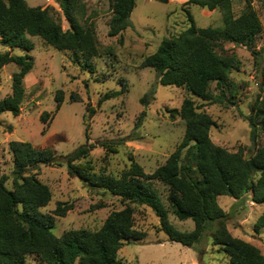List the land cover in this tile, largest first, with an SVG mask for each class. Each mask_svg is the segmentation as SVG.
I'll return each mask as SVG.
<instances>
[{
    "label": "trees",
    "instance_id": "1",
    "mask_svg": "<svg viewBox=\"0 0 264 264\" xmlns=\"http://www.w3.org/2000/svg\"><path fill=\"white\" fill-rule=\"evenodd\" d=\"M53 1L59 5L69 29H63L62 19L52 7H30L26 0H0V43L10 49L31 52L35 47L31 38H40L57 51L70 52L78 66H86L93 72L88 62L102 54L96 23L86 16L81 0ZM156 1L168 4L170 0ZM245 1L246 8L240 16H235L233 0H188V4L202 9L221 10L223 25L197 27L188 13L189 28L165 38L157 51L142 63L143 68L156 72L160 84L184 89L189 95L179 110L171 111L172 118L176 114L184 122L185 134L164 165L150 174L137 163L120 176L106 171L97 173L88 161L91 151L102 147L107 154H116L121 143L114 141L85 144L67 157L71 175L122 200L124 208L112 212L98 231L70 230L57 236L53 232L57 218L66 217L73 205L59 202L53 212L42 211L52 203L53 194L38 175L42 165L50 164L52 151L37 150L30 143L10 144L15 170L12 189L7 187L9 177L0 178V264H26V258L31 255L37 256L43 264H128L119 258V252L132 241H142L146 237L135 227L133 206L152 209L160 219V232L171 242L191 248L200 242L208 228L219 223L212 236L213 244L228 256V264H264L259 248L230 233L226 225L228 215L218 203L222 196L244 202L245 196L251 193L253 202L264 204V147L255 150L247 159L248 155L242 151L233 153L216 145L211 139V129L216 122L194 100L224 103L226 90L231 99L235 97L231 74L239 69L240 61L225 44L245 46L258 56L254 45L263 33V24L252 0ZM136 7L137 0L112 1L109 37L120 36L122 43L123 33L133 28L131 15ZM10 64L19 70L13 75L12 95L0 101V112L18 116L25 98L23 82L33 69L34 61L29 55L0 53V68ZM260 74L261 94L253 108L255 114L250 117L254 142H257L258 130L264 131V66ZM213 84L218 94L212 92ZM124 87L123 93L126 84ZM118 95L107 93L100 104ZM56 101L60 109L64 103L63 91L57 93ZM94 114L95 110L91 109L90 116ZM54 115L43 114L41 119L47 122L50 117L54 119ZM143 117L138 119L136 128L142 126ZM255 118L260 121L256 123ZM156 182L168 188L169 209L154 186ZM170 211L180 221L192 220L194 230H176L169 222ZM255 229L256 232L264 229V213L258 218Z\"/></svg>",
    "mask_w": 264,
    "mask_h": 264
},
{
    "label": "rangeland",
    "instance_id": "2",
    "mask_svg": "<svg viewBox=\"0 0 264 264\" xmlns=\"http://www.w3.org/2000/svg\"><path fill=\"white\" fill-rule=\"evenodd\" d=\"M81 1L86 16L96 23L102 51L99 58L88 62L93 72L84 65L78 66L70 52L57 51L40 38H31L35 45L31 52L10 49L0 43L1 54L29 55L34 61L33 69L23 82L25 98L21 113L16 116L11 112H0V178L9 177L7 187L13 188L15 163L10 150L12 142L30 143L37 150L52 151V159L57 160L48 166L42 165L38 175L53 194L52 203L42 211L53 212L59 202L73 205L66 217L57 218L53 231L57 236L70 230L98 231L112 212L124 208L119 197L69 173L67 157L81 146L98 145L102 141L121 143L116 154H107V150L97 147L88 158L97 173L106 171L113 176H120L134 163L141 165L146 173H153L175 152L184 137L185 124L176 114L172 118L171 111L179 110L189 95L184 89L160 84L156 72L143 68L142 63L157 51L165 38L179 35L189 28L188 13L200 28L221 27L224 17L221 10L202 9L188 4V0H170L168 4L137 0V7L131 15L133 28L123 33L121 43L120 36L109 37L108 34L113 0ZM26 2L30 7L54 8L62 19L63 29H69L59 5L53 0ZM246 5L245 0H233L235 16H240ZM252 5L263 24V33L254 45L258 56L245 46L225 44V48L236 54L240 61L239 69L231 74L235 97L231 99L229 90H226L224 103H204L194 99L197 106L216 122L211 129L212 141L230 152L242 151L251 157L255 150L264 147V131L258 130L257 142H254L250 121L261 94L264 0H252ZM18 70L13 64L0 68V101L12 95L13 75ZM59 91L64 92V103L57 109ZM110 92L119 95L100 104L102 97ZM212 92L219 93L216 84L212 85ZM91 109L95 110L93 116H90ZM43 114H55L54 119L50 117L45 122L41 119ZM143 115L142 126L136 128ZM254 121L260 120L255 118ZM154 186L169 209L168 188L157 182ZM218 203L228 215L226 225L230 233L256 246L264 255V229L255 231L257 220L264 213V204L253 202L251 193L245 196L244 202L222 196ZM133 207L135 227L146 237L122 248L119 258L126 263L228 264V256L213 244L212 236L219 223L208 228L200 242L191 248L171 242L165 233L160 232V219L152 209ZM169 222L180 232H191L195 228L192 220L180 221L171 211ZM26 264L43 263L31 255L26 258Z\"/></svg>",
    "mask_w": 264,
    "mask_h": 264
},
{
    "label": "water",
    "instance_id": "3",
    "mask_svg": "<svg viewBox=\"0 0 264 264\" xmlns=\"http://www.w3.org/2000/svg\"><path fill=\"white\" fill-rule=\"evenodd\" d=\"M250 157H251V156L249 155V156L247 157V159H250ZM56 160H57V159L54 158V159H52V160L50 161V163H53V162L56 161Z\"/></svg>",
    "mask_w": 264,
    "mask_h": 264
}]
</instances>
